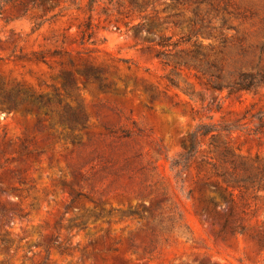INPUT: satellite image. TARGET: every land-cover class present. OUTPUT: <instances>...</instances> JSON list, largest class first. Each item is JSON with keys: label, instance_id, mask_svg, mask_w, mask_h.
I'll list each match as a JSON object with an SVG mask.
<instances>
[{"label": "rangeland", "instance_id": "374dc122", "mask_svg": "<svg viewBox=\"0 0 264 264\" xmlns=\"http://www.w3.org/2000/svg\"><path fill=\"white\" fill-rule=\"evenodd\" d=\"M0 5V264H264V0Z\"/></svg>", "mask_w": 264, "mask_h": 264}, {"label": "trees", "instance_id": "16d2710c", "mask_svg": "<svg viewBox=\"0 0 264 264\" xmlns=\"http://www.w3.org/2000/svg\"><path fill=\"white\" fill-rule=\"evenodd\" d=\"M97 0H89V6L91 7L94 2ZM129 4L133 8L141 9L143 8L148 2L150 1H159V0H127ZM174 2H179V0H171ZM1 6V5H0ZM137 26L141 25V23H137ZM85 28L81 31V38L82 40L84 38L90 37L92 34V25L90 21H87L84 24ZM157 26V25H154ZM151 29V28H150ZM167 38L157 36L156 43L159 46H166L167 45ZM199 44H197V47L193 51V53L188 57H176L180 56L175 54V57H169L170 55L166 54L163 51L158 52V54L162 55L164 57L163 61L166 64H185V65H192L194 68H196L198 71L206 75V82L209 84L210 87L215 89H222V88H228L231 91H238V90H250L251 88L257 86L258 84H264V70L261 68H257L255 71H242V69L237 70V76L232 77L231 80L225 79L222 74L220 73H213V71L210 69L208 63L206 61H202L199 58ZM177 53V52H176ZM187 56V54H185ZM220 69L222 63L218 64ZM259 73V74H257ZM18 94V91H16L15 95L13 96H6L4 98L6 103L7 109H12L20 106V102L16 101V95ZM39 100V102H43V98L41 96L35 97ZM45 102H48V99L45 100ZM60 119V118H59ZM71 126V125H70ZM196 151V140L194 137H191L190 142L188 146L179 154L178 158L175 159L172 162V166H177L178 164L181 165V167H186L188 165V162L191 158V156Z\"/></svg>", "mask_w": 264, "mask_h": 264}]
</instances>
